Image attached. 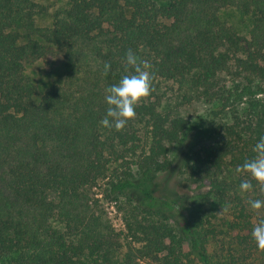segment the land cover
I'll list each match as a JSON object with an SVG mask.
<instances>
[{
  "label": "trees",
  "instance_id": "16d2710c",
  "mask_svg": "<svg viewBox=\"0 0 264 264\" xmlns=\"http://www.w3.org/2000/svg\"><path fill=\"white\" fill-rule=\"evenodd\" d=\"M66 1L47 28L35 23L45 6L0 0V264H264L251 238L264 208L248 205L264 192L255 180L241 192L251 177L235 172L264 135V0ZM230 7L250 17L246 36L220 17ZM129 49L150 62L152 91L121 131L106 129L104 90ZM61 51L63 82L39 94L25 66ZM171 95L215 104L222 119L214 141L189 136L179 159L206 190L205 216L160 187L190 130L164 109Z\"/></svg>",
  "mask_w": 264,
  "mask_h": 264
},
{
  "label": "rangeland",
  "instance_id": "374dc122",
  "mask_svg": "<svg viewBox=\"0 0 264 264\" xmlns=\"http://www.w3.org/2000/svg\"><path fill=\"white\" fill-rule=\"evenodd\" d=\"M34 1L46 8L44 13L35 16V23L37 26L47 28L51 26L52 13L58 9L65 8L67 5L66 0ZM219 15L222 20L231 25L239 34L244 36L248 34L251 23L249 16L241 14L236 8L232 7L220 10ZM62 54L63 52L61 51L51 61H36L33 64L25 66L24 73L30 82L35 85L39 94L44 89L60 85L63 82L67 68L63 63ZM165 90V87L162 86L159 92ZM257 96H260V94H257ZM163 107L166 111L188 119L190 121V130L187 137L182 138L180 142L172 146L171 156L175 162L173 163L172 170L161 176L160 187L164 184L169 189L174 188L177 194L186 202L191 212H199V214L201 213L200 216H205L204 214L211 210L209 204H203V200L201 199V195L206 190L205 188L197 187V184L190 183L185 179V175L179 170V159L188 143L189 136H191L190 139L193 136H200L207 142H212L216 139L214 129L222 121L220 116L214 115V112L217 110V105L207 104L200 100L183 102L171 95L170 97L164 98ZM137 127L139 126L137 125ZM102 187V183H99V186L97 185L92 190L93 192H99ZM93 198L98 201L99 208L104 211L105 216L112 225L117 230H122L123 226L120 220V213L113 202L104 199L99 193H95Z\"/></svg>",
  "mask_w": 264,
  "mask_h": 264
},
{
  "label": "clouds",
  "instance_id": "9594fccd",
  "mask_svg": "<svg viewBox=\"0 0 264 264\" xmlns=\"http://www.w3.org/2000/svg\"><path fill=\"white\" fill-rule=\"evenodd\" d=\"M123 60L124 73L104 90L107 108L104 117L99 121L102 127L115 131H121L127 122L135 117L136 106L152 91L150 62L138 59L130 49L125 53ZM109 70L110 64L105 63L103 74L107 75ZM252 151L254 155L235 168L236 173L246 172L251 177V179L242 180L239 189L241 192L252 190V180H255L260 185L261 192H264V135L259 136ZM248 205L254 212L258 211L264 208V199H249ZM251 238L257 249L264 250V217L258 216L257 222L252 225Z\"/></svg>",
  "mask_w": 264,
  "mask_h": 264
}]
</instances>
